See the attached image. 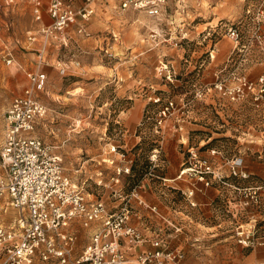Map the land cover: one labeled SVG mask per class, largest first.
<instances>
[{
	"label": "rangeland",
	"instance_id": "rangeland-1",
	"mask_svg": "<svg viewBox=\"0 0 264 264\" xmlns=\"http://www.w3.org/2000/svg\"><path fill=\"white\" fill-rule=\"evenodd\" d=\"M101 1L94 4L87 34L71 25L67 42L48 43L42 59L46 25L36 8L43 4L50 24L51 0H0V149L6 111L32 86L28 74L46 73L36 96L47 113L34 134L63 157L67 173L111 211L127 204L132 222L145 233L160 235L172 246L175 241L197 261L214 264L217 258L218 264H231L236 253L247 254L250 247L264 244V220L257 217L264 213V99L256 101L249 89L236 99L231 93L240 79L257 82L264 75V22L259 15L264 0H170L160 19L123 9L117 0ZM230 26L240 31L238 44L228 36ZM161 61L169 64L170 78L160 75ZM153 96L164 100L155 103ZM167 98L178 108L157 129L155 116ZM171 142L178 150L170 153ZM171 154H182L186 161L176 181L168 175ZM238 157L244 159L248 177L232 174L230 162ZM199 160L211 163L222 180L204 174L210 182L206 185L199 162L183 171ZM220 163L227 164L228 175ZM119 167L130 170L117 175ZM3 171L0 161V175ZM197 183L230 188L238 203L234 213L210 214V221L221 226L219 236L205 246L193 245L182 235L173 239L183 229L167 216L174 203L176 208L196 206L191 199ZM259 186L257 200L252 199V189ZM134 189L159 214L127 197ZM145 191L160 201L151 203ZM187 214L195 220L200 215L197 209ZM15 215L1 199L0 223ZM238 231L253 233L255 244L240 243Z\"/></svg>",
	"mask_w": 264,
	"mask_h": 264
},
{
	"label": "built area",
	"instance_id": "built-area-1",
	"mask_svg": "<svg viewBox=\"0 0 264 264\" xmlns=\"http://www.w3.org/2000/svg\"><path fill=\"white\" fill-rule=\"evenodd\" d=\"M29 1L37 3L39 0ZM96 1L85 0L81 7L75 8L71 0H51L49 13L52 22L42 31L45 38L42 59L48 43L54 40L61 44L67 42L66 30L71 25L77 24L80 33H88L87 23L96 11ZM118 1L123 9L138 10L156 19L165 14L170 2ZM37 15L41 19V15ZM259 15L264 22V7ZM228 36L237 44L241 37L236 26L228 28ZM258 37L262 38V35ZM65 70L62 67V71ZM159 73L170 78L169 64L161 61ZM28 76L32 86L13 99L4 117V138L0 149L4 171L0 175V200L6 199L16 210V215L9 222L0 223V264H182L186 256L182 249L173 247L160 235L145 233L132 222L133 215L127 204L119 211H111L103 199L88 192L83 182L75 181L67 173L63 157L54 152L51 145L34 134L38 121L47 113V107L36 96V92L43 89L47 75L31 72ZM246 89L254 92L256 101L264 99V75L257 82L245 77L240 79L231 90L233 98L243 96ZM151 100L160 103L164 99L153 96ZM177 108L176 101L167 98L155 116V127H164L166 118ZM192 154L196 156L195 152ZM198 162L203 167L200 179L206 185L210 182L204 174L222 180V174L206 160L194 162V167L187 169H194ZM243 165L242 157L233 159L230 162L232 174L248 177ZM123 170L129 172L130 169L119 167L117 175ZM116 181H119L118 177ZM260 189L262 186L252 189V199L257 200ZM127 197L138 199L159 214L156 206L141 199L138 189ZM81 230L85 231L87 240L83 247H80ZM237 235L243 245L255 244L253 233L238 231ZM131 249H137L135 254L129 253ZM258 264H264V260Z\"/></svg>",
	"mask_w": 264,
	"mask_h": 264
},
{
	"label": "crops",
	"instance_id": "crops-1",
	"mask_svg": "<svg viewBox=\"0 0 264 264\" xmlns=\"http://www.w3.org/2000/svg\"><path fill=\"white\" fill-rule=\"evenodd\" d=\"M71 1L75 7H79L85 3V0H71ZM43 7H44L43 4L39 3V6L36 9L39 13L43 15L42 17L43 20H41V22L43 23L44 26V25H48L49 22L46 21L45 19L46 16H44L45 11ZM175 144H176L175 142L169 143L167 150L170 153L173 152L174 150H178L177 149L178 146L177 144L176 145ZM170 157H171L170 163L173 169L172 171H170V174L168 175L171 176V179L173 181H176L181 178V176L177 174L178 169H180L186 161L182 154H177V155L171 154ZM219 166L223 169L224 173L228 175L227 164L220 163ZM255 171L256 170L253 169L251 170V173H254ZM227 180L231 181V178L228 177ZM197 184L199 185V188L195 190L194 197L191 199L193 203H196V206L190 207L189 205H187L182 208H176L177 206L174 203L171 208L167 209V216L172 220L173 224L180 226L183 229V232L181 234L174 233L172 235L173 239L179 238V236L182 235L184 240L191 241L193 245L205 246L209 243L208 241L213 240L215 239V237L219 236L217 231L219 230V226H221L217 224V222L210 221L209 218L211 217V215L216 214L218 212L234 213L235 212L234 210L238 209V203L234 197V193L232 189L230 188L228 189L225 186L219 184L218 185L216 184L215 187H205L203 183H197ZM192 185H195V183ZM172 188L176 189L175 186H173ZM154 196L156 197V199L154 198ZM154 196L150 194L148 191H145V197L151 199V203L156 204L160 200L157 197V195L154 194ZM157 199L158 201H156ZM196 209L200 213V215L198 216V219L195 220L194 218L190 217L187 214V212L191 213L193 210ZM257 217L264 220V213L259 214ZM206 219H209L210 222H206ZM80 235H81L80 247H83L85 245L83 244V240H85L86 237L85 231L81 230ZM231 237L234 238L233 236ZM147 246L151 247L150 244H147ZM174 246L179 247V245H177L175 241H173V247ZM198 250L201 251L200 248ZM136 251L137 249L136 250L131 249L129 250V253L134 254ZM183 251L185 252L186 257L182 264H207L206 263L207 260L206 259L204 260L203 258H199V261H197L198 259L195 258V255H193L188 248L187 250L183 249ZM204 258H207V256ZM213 259H214L213 260L214 264H218L217 258H213ZM263 260H264V244L259 243L254 247H250L248 249L247 254L236 253L234 255V259L231 264H258ZM201 261H204V263H202Z\"/></svg>",
	"mask_w": 264,
	"mask_h": 264
},
{
	"label": "bare ground",
	"instance_id": "bare-ground-1",
	"mask_svg": "<svg viewBox=\"0 0 264 264\" xmlns=\"http://www.w3.org/2000/svg\"><path fill=\"white\" fill-rule=\"evenodd\" d=\"M188 171V169H186L184 172H187Z\"/></svg>",
	"mask_w": 264,
	"mask_h": 264
}]
</instances>
